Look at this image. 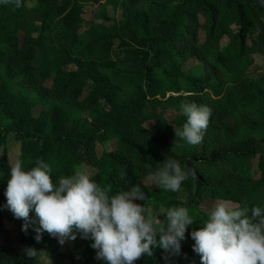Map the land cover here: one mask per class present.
Returning a JSON list of instances; mask_svg holds the SVG:
<instances>
[{
	"label": "trees",
	"instance_id": "16d2710c",
	"mask_svg": "<svg viewBox=\"0 0 264 264\" xmlns=\"http://www.w3.org/2000/svg\"><path fill=\"white\" fill-rule=\"evenodd\" d=\"M101 1L0 3V264H107L96 258L90 235L75 229L77 258L62 254L58 239L37 242L30 226L21 231L24 221L8 210L4 195L9 139L25 170L42 159L54 183L84 165L95 170L92 180L111 185L110 195L139 185L147 198L133 202L161 221L168 208L187 207L195 222L180 253L153 247L135 264H201L191 232L208 219L209 211L199 209L204 200L231 201L249 215L252 207L264 208V72L256 62L264 57V7L251 0H120L118 18L105 27L93 21L92 4ZM134 5L146 7L137 13ZM188 59L196 66L183 72ZM47 79L51 94L29 99ZM33 100L47 105L35 118ZM182 102L212 109L198 145L175 137L187 119ZM105 134L114 148L97 156L95 144ZM167 156L195 173L179 191L152 188ZM9 216L19 230L15 239L3 227ZM29 219L39 224L34 210ZM28 247L37 250L34 257L25 256Z\"/></svg>",
	"mask_w": 264,
	"mask_h": 264
},
{
	"label": "clouds",
	"instance_id": "9594fccd",
	"mask_svg": "<svg viewBox=\"0 0 264 264\" xmlns=\"http://www.w3.org/2000/svg\"><path fill=\"white\" fill-rule=\"evenodd\" d=\"M0 3L22 7V0H0ZM180 114L187 119L182 128L175 129V137L188 145L200 144L212 109L182 102ZM35 164L25 170L17 159L11 166L4 195L8 210L24 221L21 231L25 233L31 224L29 213L34 210L39 222V227L34 228L37 242L47 232L63 245L66 240L76 239L75 229L84 237L90 235L97 259L107 264H135L144 255L152 256L153 247L178 255L187 226L195 222L185 206L168 208L164 221L145 215V208L133 202L147 198L139 185L110 195L111 185L102 187L86 172L77 170L54 183L49 164L39 158ZM190 175L195 173L167 156L153 179L164 190L179 191ZM191 238L201 264H264V208L252 207L249 215L246 206L217 201L204 226L192 231ZM36 253L31 247L24 250L27 257Z\"/></svg>",
	"mask_w": 264,
	"mask_h": 264
},
{
	"label": "rangeland",
	"instance_id": "374dc122",
	"mask_svg": "<svg viewBox=\"0 0 264 264\" xmlns=\"http://www.w3.org/2000/svg\"><path fill=\"white\" fill-rule=\"evenodd\" d=\"M119 5H120V0H108V1H101L98 4H92L93 9H94V17H93V21L95 24L97 25H102L105 27H109L117 18L119 15ZM145 5H134V7L132 8L131 11H136L137 13H141L145 10ZM234 29V28H233ZM18 39V43H21L22 41V35L19 34L17 36ZM198 40L199 42H202L203 40V36L200 33L198 35ZM256 62L258 64V66L261 68V70L264 72V57L262 56H256ZM196 66V62L192 59H188L186 63H184L181 66V70L183 72L188 71V70H192L193 67ZM25 77L22 76L21 79H24ZM51 79H47L40 88L28 92V98L32 99L34 97V93H42L45 96H49L50 93V89H51ZM81 88V87H80ZM74 92H71L70 94H74ZM49 94V95H48ZM79 96H81V91L78 93ZM32 106L30 107V115L35 118L37 116L40 115V112L42 110L43 107H46L47 105H41L40 103H36L33 101H30ZM72 108H75L74 105H71ZM76 119L78 122H81V113H74ZM7 148V160H8V164L10 165V167L12 166V164L17 160L16 159V150H17V143L15 141H13L12 139L8 140V143L6 145ZM111 149L114 148V140L108 135L105 134V139L104 141L101 142H96L95 144V153L97 156H99L101 154V152H103L104 149ZM1 147H0V154H1ZM251 163L254 165L256 163V158H254L253 160H251ZM254 169V167H253ZM76 170H80L83 172L88 173L90 176H92L95 172L94 169L84 166V165H80L76 168ZM254 172V171H253ZM156 182L155 180L152 181V188H154ZM217 201L211 200V199H207L204 200L203 202L200 203L199 205V209L201 211H205V212H210L212 207L214 206V204ZM145 215H147V212H145ZM14 218L12 216L7 217L4 220V230L6 231L8 237L10 239H15L16 237H18L19 235V230L18 228L14 225ZM33 225V224H32ZM39 227V224L37 226H31L30 224V228L32 229V233L34 234V236H36V232L34 231V228ZM48 238H53V239H57L55 237L50 236L47 232H44L42 234V239L40 242H45ZM0 241H1V236H0ZM14 248L18 249L19 252L22 251L23 249L19 246V245H14ZM60 252L62 254H65L67 256L70 257H75L77 258L79 256V252L74 250L73 248V244L71 240H66L64 243V246L60 248ZM43 260H46V256L41 254L39 255Z\"/></svg>",
	"mask_w": 264,
	"mask_h": 264
},
{
	"label": "water",
	"instance_id": "95a60500",
	"mask_svg": "<svg viewBox=\"0 0 264 264\" xmlns=\"http://www.w3.org/2000/svg\"><path fill=\"white\" fill-rule=\"evenodd\" d=\"M257 6L263 8L264 7V0H251Z\"/></svg>",
	"mask_w": 264,
	"mask_h": 264
}]
</instances>
